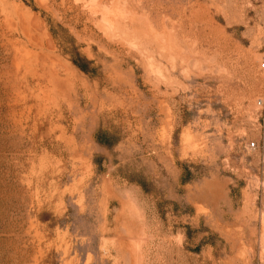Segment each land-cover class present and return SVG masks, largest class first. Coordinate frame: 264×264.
Instances as JSON below:
<instances>
[{"label":"rangeland","instance_id":"rangeland-1","mask_svg":"<svg viewBox=\"0 0 264 264\" xmlns=\"http://www.w3.org/2000/svg\"><path fill=\"white\" fill-rule=\"evenodd\" d=\"M263 261L264 0H0V264Z\"/></svg>","mask_w":264,"mask_h":264},{"label":"built area","instance_id":"built-area-1","mask_svg":"<svg viewBox=\"0 0 264 264\" xmlns=\"http://www.w3.org/2000/svg\"><path fill=\"white\" fill-rule=\"evenodd\" d=\"M263 66V65H262ZM251 146H253V143H251ZM263 264H264V261H263Z\"/></svg>","mask_w":264,"mask_h":264}]
</instances>
